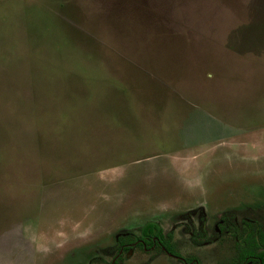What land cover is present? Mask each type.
Masks as SVG:
<instances>
[{
    "label": "rangeland",
    "instance_id": "obj_1",
    "mask_svg": "<svg viewBox=\"0 0 264 264\" xmlns=\"http://www.w3.org/2000/svg\"><path fill=\"white\" fill-rule=\"evenodd\" d=\"M221 216L264 223V0H0V264H110L150 221L217 264L189 233Z\"/></svg>",
    "mask_w": 264,
    "mask_h": 264
},
{
    "label": "flooded vegetation",
    "instance_id": "obj_2",
    "mask_svg": "<svg viewBox=\"0 0 264 264\" xmlns=\"http://www.w3.org/2000/svg\"><path fill=\"white\" fill-rule=\"evenodd\" d=\"M201 210V209H199ZM182 222L178 225H183ZM150 221L139 228V235L134 236L130 230L120 232L115 236L119 244V251L110 264H118L116 259L122 254L132 253L136 249L140 254L149 255H167L183 264H200L196 256L182 258L175 250V245L171 244V232L164 234L159 225ZM139 226V225H138ZM151 226V229H148ZM183 227V226H182ZM172 231V230H171ZM264 232V223L255 222L251 219H242L240 222L229 221L225 216H221L217 225L213 228V236L206 241L205 234L189 233V237L194 248L199 249L202 246L218 244V251L223 253V245L226 239H230L232 247L230 253L223 257L217 264H264V245L254 247V240H258L259 233ZM120 238V241H119ZM209 244V245H208ZM217 247V246H216ZM200 257V256H199Z\"/></svg>",
    "mask_w": 264,
    "mask_h": 264
},
{
    "label": "crops",
    "instance_id": "obj_3",
    "mask_svg": "<svg viewBox=\"0 0 264 264\" xmlns=\"http://www.w3.org/2000/svg\"><path fill=\"white\" fill-rule=\"evenodd\" d=\"M100 92H101V95L98 92V96L93 97V98H96L97 99L99 96L106 98V95H105L106 91L102 90ZM187 110H188V113H189V108ZM202 142H203L202 146H204V144H205V146H204L205 148H206V146L209 147L211 144H215L216 145L215 149H216L217 152H216V155L214 156V160H211V162H210L211 164L215 163L216 160L218 159V157H220V158L222 157V149L223 148H225V147L229 148L231 146V144H229L227 142V139L224 138L223 135L217 136L215 138V141L213 143H208L206 140H196L194 142H179V143L187 144V146H185V147H187V149H185V152H186V151L191 150L192 148H198V147H200V144ZM179 143H174V144H179ZM168 144H169L168 146H172L173 145V143H171V140L168 142ZM227 151L228 152H231L230 149H228ZM187 155H189L188 156V161H186V164H188V167H191L192 166V167H197L198 168V167H201V166H197V165H206V164L209 163L208 160H202L199 157H192V154H190V153H188ZM225 155H229V154L225 153ZM197 158H199V160L198 161H195ZM210 163H209V165H211Z\"/></svg>",
    "mask_w": 264,
    "mask_h": 264
},
{
    "label": "trees",
    "instance_id": "obj_4",
    "mask_svg": "<svg viewBox=\"0 0 264 264\" xmlns=\"http://www.w3.org/2000/svg\"><path fill=\"white\" fill-rule=\"evenodd\" d=\"M151 229V226L148 228ZM254 247H260L259 245H264V232L259 233L258 240H254Z\"/></svg>",
    "mask_w": 264,
    "mask_h": 264
}]
</instances>
